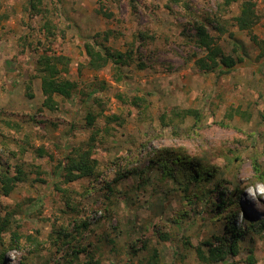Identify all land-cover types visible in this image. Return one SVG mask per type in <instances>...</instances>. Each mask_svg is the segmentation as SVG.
<instances>
[{"label": "rangeland", "instance_id": "374dc122", "mask_svg": "<svg viewBox=\"0 0 264 264\" xmlns=\"http://www.w3.org/2000/svg\"><path fill=\"white\" fill-rule=\"evenodd\" d=\"M29 1L0 0V176L8 168L14 175L21 163L29 174L10 196L0 195V215L20 226L23 238L11 247L12 234L3 236V264H69L74 250L80 254L73 264H153L155 249L157 264H205L196 249L226 230L225 221L214 222L221 217L210 199L215 206L232 199L224 214L239 211L234 223L245 237L235 260L244 264L252 250L256 264H264L257 225L264 221V0H253L260 21L252 33L238 27L243 0L227 12L221 0H40L38 15ZM215 14L227 31L220 36L209 27L210 33L227 55L243 58L225 75L196 66L205 53L193 41L195 25ZM88 43L131 54V64L90 70ZM41 55L68 58L66 76L76 83L71 99L56 98V111L43 106ZM137 98L146 103L135 107ZM90 113L99 114L94 129ZM92 130L99 132L93 158L105 176L96 184L65 183L54 172L75 149L88 147ZM167 148L173 158L213 172V181L186 191L150 161ZM138 152L142 161L132 163ZM119 163L138 172L106 201L105 183ZM84 218L90 229L78 234L73 221Z\"/></svg>", "mask_w": 264, "mask_h": 264}, {"label": "trees", "instance_id": "16d2710c", "mask_svg": "<svg viewBox=\"0 0 264 264\" xmlns=\"http://www.w3.org/2000/svg\"><path fill=\"white\" fill-rule=\"evenodd\" d=\"M221 2L222 5L220 6V11L227 12V10H229L230 7H232L235 3H238L239 0H221ZM29 6V9L33 15H38L43 12L40 0H30ZM192 17L196 18V16ZM209 17L210 18H208L207 22L204 24L200 22L199 24L195 25L196 33L193 41H195L196 47L203 50L205 53L203 57L196 61V66L206 73H220L225 75L230 73L240 62H242L243 58L238 57V59H235L233 56L227 55L224 52L223 48L219 44L220 38H216L209 31V27H212L216 30V32L219 33L220 36L226 33L227 30L225 29V25L222 23L223 17H220L217 14H215V16ZM236 19L238 21V27L240 30L248 31L250 33L253 32L254 28L260 21L259 14L253 0H243L239 16ZM142 38L146 39V36L142 35ZM251 39L254 43L259 44V40L256 36L252 35ZM105 41H108L107 33L105 34ZM85 48L87 57L89 59L87 66L93 71H101L109 65H115L116 67L127 66L131 64L133 58L131 54L112 50L111 48L107 47L98 49L94 44L90 43L86 44ZM68 62L69 59L64 56L41 55L38 58L37 78L41 79L42 92L45 97L43 106L50 111H56L59 108V103L56 100L57 97L71 99L76 90V83L66 76L69 73ZM30 81L31 82H29L27 87L28 97L33 99L34 94L30 92L33 91V79ZM145 103L146 102L143 98H137L132 102V105L139 108ZM191 113V111H185L183 115L186 116ZM98 117L99 114L90 113V115H88L87 121L88 127H90V129L95 128ZM178 117L179 115L177 114L176 118ZM161 122L163 125H169L171 123L168 121V116H163L161 118ZM98 137L99 132L92 130L91 139L86 144L88 147L85 148V145H83L82 147L75 149L74 152L70 154L64 162H60L59 166L57 167V171L54 172V175H56L58 178L63 177L65 183H72L79 179L85 178L93 180L92 182H95V184L98 183L99 179L105 176L104 173L98 170V162L93 158ZM43 152L44 151L41 152V157H43ZM139 153L140 152L132 156V163L142 161V158H139L141 157ZM149 153L150 152H148V154ZM188 160L189 159L187 157L181 156L173 158L171 150L168 148L163 150L161 155L156 159H154V157L150 158L151 162L157 163L156 165L163 167L164 175L168 176L169 178H173L174 181L184 183L186 186V191L188 192L192 191V184L197 187L202 183V181L206 183H211V181H213L215 177L213 172L202 167H195V165L192 162H188ZM116 165L117 166L114 169L115 177L110 182H106L104 186V198L106 201H110L111 198L117 194V187L123 180L134 177L138 172V170H135L130 166H123L120 163ZM254 167L256 171L261 170V165L257 161L254 162ZM176 170H178L180 173L179 177L174 176ZM27 180H29V174L26 170L25 163L17 164L15 166L14 175H11L10 169L8 168L7 171L1 173L0 176V195L10 196L19 185L26 183ZM38 183H46V181L40 179ZM196 190L198 191V187ZM192 192H194V190ZM196 199L197 201L204 200L203 195L200 196L199 193H196ZM231 201L232 199H222L220 202H217L215 206L213 199H210V203H212L211 212H215L221 217L220 219H216L215 217L214 222L220 224L221 222L223 223L225 221L223 225L226 230L224 234L215 235L213 238H211V240L205 242L203 246L207 247V249H204L203 247H198L196 249L198 258L205 264H242L241 261L235 260V258L241 254L240 242L242 238L245 237L244 231L238 229L234 223L239 215V211H234L235 209L231 208L229 213L224 214L230 207L227 203ZM214 206L216 208H214ZM68 207H70L74 212H78L76 206L68 203ZM182 219L183 216H181L180 220ZM257 225H260L259 233H263L264 221L258 223ZM73 227L74 231L76 230L78 234H81L82 232L90 229V224L87 218H84V220L75 219L73 221ZM253 227L254 226H251V228ZM18 229H20V226L15 228L12 227L10 222L4 220V217L0 215V246L6 247L7 243H4L3 236H5L7 233H11L13 237L9 243L11 247H15V245L20 244L22 237L19 235ZM246 230L248 229L246 228ZM59 237L60 236H58V239ZM26 239L31 238L29 236L26 237ZM54 241L57 242V240ZM188 245L194 249L190 241L188 242ZM152 251L153 256L149 262L157 264V261L159 260V250L155 249ZM79 254L80 252L74 250L69 264H73L75 259L76 261L79 260ZM1 257L0 264H3L4 258L3 256ZM256 263V256L254 255L253 251L250 250L247 260L244 261V264ZM87 264H93V262Z\"/></svg>", "mask_w": 264, "mask_h": 264}]
</instances>
